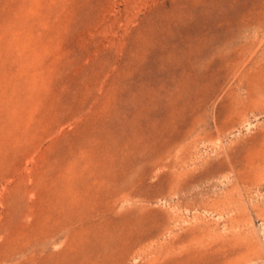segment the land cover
<instances>
[{
	"label": "rangeland",
	"instance_id": "rangeland-1",
	"mask_svg": "<svg viewBox=\"0 0 264 264\" xmlns=\"http://www.w3.org/2000/svg\"><path fill=\"white\" fill-rule=\"evenodd\" d=\"M0 264H264V0H0Z\"/></svg>",
	"mask_w": 264,
	"mask_h": 264
}]
</instances>
